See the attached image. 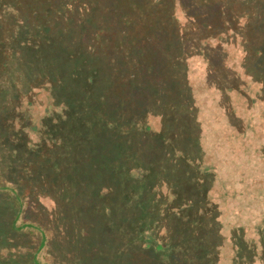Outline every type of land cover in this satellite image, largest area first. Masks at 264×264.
<instances>
[{"label":"trees","instance_id":"trees-1","mask_svg":"<svg viewBox=\"0 0 264 264\" xmlns=\"http://www.w3.org/2000/svg\"><path fill=\"white\" fill-rule=\"evenodd\" d=\"M260 1L0 0V264H71L76 255L84 263L83 248L75 255L59 226L74 237L78 223L77 245L85 246L89 225L82 218L98 211L91 195L109 188L127 160H140L125 152L137 147L131 118H139L137 135L144 144L159 135L148 121L149 103L182 101L171 92L163 97V88L186 85L194 98L213 83L222 86L211 74L224 69V79L232 78L228 86L260 105L264 87L260 96L241 87L246 74L255 81L264 77V38L242 40L248 26L239 22L246 7L259 16ZM237 42L245 60L230 66ZM36 88V94L50 89L54 101L42 121L23 105L24 98L34 103L28 94ZM29 130L43 141L29 140L26 164L15 166L3 152L22 143L21 135L27 140ZM98 139H108L110 152L90 156L100 147ZM48 144L51 149H44ZM51 150L54 174L42 175L45 165L37 163L48 161ZM106 152L111 165L99 167ZM66 154L68 165L60 166ZM18 155L16 150L9 156ZM44 199L53 200L55 209Z\"/></svg>","mask_w":264,"mask_h":264},{"label":"rangeland","instance_id":"rangeland-1","mask_svg":"<svg viewBox=\"0 0 264 264\" xmlns=\"http://www.w3.org/2000/svg\"><path fill=\"white\" fill-rule=\"evenodd\" d=\"M260 4L256 17L253 8L243 9L239 22L248 26L242 29L244 41L254 34L264 38V0ZM235 44L238 53L229 55L230 66L245 60L244 47ZM227 73L224 69L213 72L211 79L223 82L222 86L213 83L194 98L186 85L163 88V97L171 92L182 101L160 98L161 107L149 103L148 121L159 135L148 137L144 144L137 135L142 124L139 118H131L128 126L137 147L125 152L140 160H127L125 171L109 188L91 195L98 211L82 218L89 225L85 246L77 245L78 223L74 237L59 226L65 242L72 240L75 255L79 248L86 253L80 264H264V92L260 105L252 106L246 96L228 86L232 78L224 79ZM243 78L241 88L260 96L264 77L255 81L246 74ZM38 89L28 94L34 103L24 98L23 105L42 121L54 101L50 89L36 94ZM147 93L154 98L155 91ZM28 132L27 140L21 135L22 143L15 144L10 153L3 152L15 166L26 164L29 140L34 145L43 141L38 132ZM97 141L100 147L90 156L110 152L108 139ZM44 149L51 147L48 144ZM16 150L22 155L11 159L9 155ZM53 150L48 161L37 163L45 165L38 173L52 176L57 163ZM107 152L99 167L111 165ZM66 156L60 166L68 165ZM44 201L55 209L53 200ZM76 256L69 257L71 264L80 262Z\"/></svg>","mask_w":264,"mask_h":264}]
</instances>
